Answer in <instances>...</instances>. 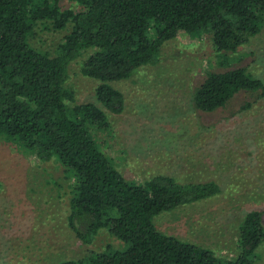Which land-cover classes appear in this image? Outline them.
<instances>
[{
	"label": "trees",
	"instance_id": "obj_1",
	"mask_svg": "<svg viewBox=\"0 0 264 264\" xmlns=\"http://www.w3.org/2000/svg\"><path fill=\"white\" fill-rule=\"evenodd\" d=\"M0 0V139L40 162L62 167L69 187L66 227L86 246L78 258L55 264H257L264 241L260 209L239 222L232 257L162 232L154 217L221 193L213 181H180L156 173L129 179L103 150L113 130L108 112L124 108L111 82L155 65L162 45L181 32L207 35L212 60L190 93L195 110L213 112L238 93L240 111L264 98V81L240 65V47L264 25V0ZM47 20L69 31L54 54L31 43L34 25ZM92 50L81 73L96 79L94 99L76 103L65 87L68 64ZM115 242L89 249L99 231Z\"/></svg>",
	"mask_w": 264,
	"mask_h": 264
},
{
	"label": "rangeland",
	"instance_id": "obj_2",
	"mask_svg": "<svg viewBox=\"0 0 264 264\" xmlns=\"http://www.w3.org/2000/svg\"><path fill=\"white\" fill-rule=\"evenodd\" d=\"M61 6L78 7L68 0ZM68 31L69 25L55 29L40 20L31 43L54 54ZM91 52L83 51L67 67L65 87L76 103L92 101L99 83L81 73ZM239 54L240 65L264 81V25ZM211 60L207 35L181 32L162 45L157 64L111 82L122 92L124 108L108 112L113 137L102 147L129 179L165 173L180 181L217 182L218 195L162 212L154 223L166 234L232 257L246 211L260 209L264 224V98L240 111L246 95L238 93L213 112L195 110L190 93ZM68 192L57 162H40L0 139V264H55L88 249L66 227ZM112 242L113 236L101 230L88 247L98 250ZM257 249V264H264V241Z\"/></svg>",
	"mask_w": 264,
	"mask_h": 264
}]
</instances>
